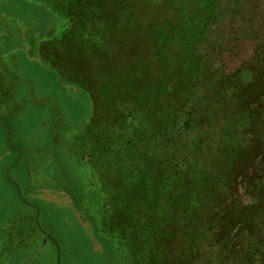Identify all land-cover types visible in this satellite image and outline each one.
Listing matches in <instances>:
<instances>
[{
  "label": "trees",
  "instance_id": "trees-1",
  "mask_svg": "<svg viewBox=\"0 0 264 264\" xmlns=\"http://www.w3.org/2000/svg\"><path fill=\"white\" fill-rule=\"evenodd\" d=\"M61 1L63 45L90 0ZM100 1L139 25L118 54H81L99 76L79 74L93 114L75 147L92 175L75 208L118 264H264V32L242 31L252 54L226 71L202 48L235 0ZM82 31L91 47L107 39Z\"/></svg>",
  "mask_w": 264,
  "mask_h": 264
},
{
  "label": "rangeland",
  "instance_id": "rangeland-1",
  "mask_svg": "<svg viewBox=\"0 0 264 264\" xmlns=\"http://www.w3.org/2000/svg\"><path fill=\"white\" fill-rule=\"evenodd\" d=\"M125 2L127 12H137L143 0ZM118 10L110 2L83 3L86 24L74 23L62 45L71 23L61 0H0V264H118L71 194L92 175L89 158L80 161L75 147L93 114L79 74L99 76L97 64L85 68L80 57L119 53L116 44L139 22L123 12L114 19ZM225 10L229 16L211 27L202 52L213 66L234 71L252 54L242 31L264 32V0H235ZM82 28L107 39L100 47L79 42ZM10 221L23 242L17 247L6 234Z\"/></svg>",
  "mask_w": 264,
  "mask_h": 264
},
{
  "label": "water",
  "instance_id": "water-1",
  "mask_svg": "<svg viewBox=\"0 0 264 264\" xmlns=\"http://www.w3.org/2000/svg\"><path fill=\"white\" fill-rule=\"evenodd\" d=\"M16 189H17V191H18V193H19L20 198L22 199L23 195H22V193H21L20 188H19L18 186H16ZM43 234H44V233H43Z\"/></svg>",
  "mask_w": 264,
  "mask_h": 264
}]
</instances>
